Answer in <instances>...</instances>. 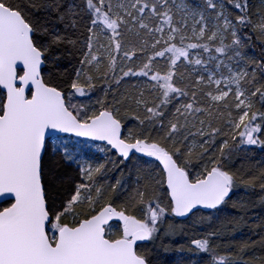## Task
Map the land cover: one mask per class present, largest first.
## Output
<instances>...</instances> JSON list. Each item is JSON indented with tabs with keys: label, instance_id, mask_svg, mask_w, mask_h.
Masks as SVG:
<instances>
[{
	"label": "snow or ice",
	"instance_id": "1",
	"mask_svg": "<svg viewBox=\"0 0 264 264\" xmlns=\"http://www.w3.org/2000/svg\"><path fill=\"white\" fill-rule=\"evenodd\" d=\"M257 149L264 0H0V264H264Z\"/></svg>",
	"mask_w": 264,
	"mask_h": 264
},
{
	"label": "trees",
	"instance_id": "2",
	"mask_svg": "<svg viewBox=\"0 0 264 264\" xmlns=\"http://www.w3.org/2000/svg\"><path fill=\"white\" fill-rule=\"evenodd\" d=\"M261 156H264V152H261V150L257 149L256 150V154L255 156L253 157V162H258L261 158ZM261 212V209L259 207H256L254 210H253V214H258ZM228 213L229 214H232V215H236L237 214V210L236 209H233L231 207L228 208ZM244 232H247V229H244ZM244 233L242 232H236L235 233V239H239ZM182 243H186L190 246V240L186 237L184 238L182 241ZM223 251V250H222ZM185 255H189L188 253H185ZM176 256V253H173L172 256H170L169 258L172 259Z\"/></svg>",
	"mask_w": 264,
	"mask_h": 264
}]
</instances>
